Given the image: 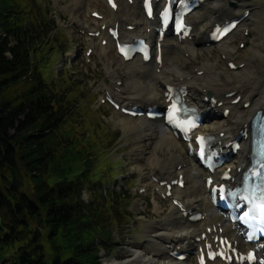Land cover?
Masks as SVG:
<instances>
[{"label": "bare ground", "instance_id": "1", "mask_svg": "<svg viewBox=\"0 0 264 264\" xmlns=\"http://www.w3.org/2000/svg\"><path fill=\"white\" fill-rule=\"evenodd\" d=\"M101 1L106 7L105 11L112 14L114 21H106L104 14L100 13L102 15L100 27L105 26L104 31L99 34L100 43L106 40V45L102 47L99 44L96 47L91 43V48H96L100 53H107L112 42L106 32L108 28L114 26L120 29L123 43L138 37L155 42L153 29L156 25L143 17L141 8L138 7L139 0H132L131 4L126 0H115V11L107 6L105 0ZM234 1L236 7L230 9L226 0H205L198 10L186 17L188 25L192 28L188 38L178 40L167 37L163 40L160 63L155 61V57L146 64L136 59L123 62L116 54L120 64H116L117 69L109 71V75L116 83H121L119 86L115 85L114 96L118 104L122 107L137 104L161 107L166 105L167 88L178 86L184 89L185 99L199 113H205L206 116L212 113V117L205 122L200 133L215 136L222 145H225L246 125L247 128L256 111L264 112V8L254 0L248 11L241 4L243 0ZM71 8L72 11H77V15L82 16V21H78L77 17V22L73 24L74 29L87 34L101 30L88 29L86 13L97 12L89 9L88 0H72ZM245 11L249 12V22L244 19L240 28L244 33L245 31L252 33L251 45L245 56L240 59L238 67L231 70L229 64L233 62L237 53L227 42L240 31L235 29L217 44L209 42V34L215 25L222 24L229 18H234L235 14H243ZM257 15L260 17V24L255 21ZM127 27L133 29L128 31ZM240 37L243 41V37ZM224 69L228 73H225ZM229 93H234V97H226ZM208 94L216 100L214 105L212 102H205ZM237 97L240 98L238 104L231 105ZM245 104L247 107H244ZM225 110L229 113L224 116ZM131 119L122 118L118 121L119 126L125 128L124 123ZM136 120L138 124L132 136L137 138L140 144L137 143L135 152H138L137 155L146 156L153 189L164 196L165 186L161 187L160 184L162 182L169 184L179 176L183 177L184 187L180 189L173 186L170 191L171 197L164 199L166 207L158 205L155 207L158 220L152 223L148 231L147 243L155 246L157 253L151 256L143 250L130 248L135 261L140 264H197L196 252L203 247V242L221 235L229 236L235 246L243 250L250 249L252 246L243 243L239 230L227 223L223 215L212 208L205 188L208 174L195 163L186 145L171 132L161 128L158 121L151 122L144 117ZM241 142V149L232 156L231 161L225 163L219 172L215 173L217 179L225 171L234 180L238 177L237 170L246 162L249 152L247 142L244 139ZM137 165L142 166L138 163ZM143 211L146 213L145 209ZM195 213L202 215L198 222L190 220L191 215ZM202 235L205 236L204 240ZM179 250L188 253L184 261H177L172 257V254ZM135 261L131 262L137 263ZM206 264L224 263L215 260Z\"/></svg>", "mask_w": 264, "mask_h": 264}, {"label": "trees", "instance_id": "2", "mask_svg": "<svg viewBox=\"0 0 264 264\" xmlns=\"http://www.w3.org/2000/svg\"><path fill=\"white\" fill-rule=\"evenodd\" d=\"M19 13L0 0V264H102L128 204L97 194L98 139L79 133L73 91L47 78L55 22L31 28Z\"/></svg>", "mask_w": 264, "mask_h": 264}, {"label": "rangeland", "instance_id": "3", "mask_svg": "<svg viewBox=\"0 0 264 264\" xmlns=\"http://www.w3.org/2000/svg\"><path fill=\"white\" fill-rule=\"evenodd\" d=\"M233 1L226 0L228 8L236 7V2ZM253 1L243 0L241 4L250 11ZM255 2L264 8V0ZM71 3L72 0H16L17 7L20 8L18 18L28 17L34 22V26L29 24L31 28L36 23L49 26L50 19L55 22L57 29L51 32L55 45L50 50L47 78L56 82V88L63 87L68 92L73 91L72 94L75 95L71 98L80 101L77 114V121L81 125L79 133L86 131L98 139L95 145L99 152L91 174V179L98 187L97 194L105 190L114 193L116 191L123 195L121 199H117V204L120 207L128 204L126 212H119V224L113 230L114 240L109 247L110 254H102V264H140L135 261L130 248L143 250L151 256L157 253V248L147 243L148 231L152 223L158 220L156 205L165 208L167 204L162 195L151 186V171L146 156L137 155L138 152H135L139 140L132 133L138 120L131 119L122 128L118 121L124 117L104 103L106 93L116 94L115 85L121 84L116 83L109 75V71L117 69L116 64H120L113 46L111 45L107 53L91 48V43L96 47L100 44L101 37H89L87 33L73 28L78 18V21H82V16L77 15L76 10L72 11ZM88 4L89 9L103 13L106 21H114L112 14L105 11L106 7L101 0H88ZM240 15L235 14L234 18ZM258 15L255 21L260 24ZM85 18L89 24L88 29L104 31V27L100 28L101 21L92 19L89 12ZM245 19L249 22L248 17ZM242 30L239 28L240 33L231 36L227 42L230 48L236 50L237 55L233 60L236 67L245 56L252 39L250 31L244 33ZM240 44L243 45L242 48ZM88 49H92L90 55L86 54ZM224 71L228 73L226 69ZM137 106L144 107L143 104ZM83 199L86 201L88 195L84 193Z\"/></svg>", "mask_w": 264, "mask_h": 264}, {"label": "water", "instance_id": "4", "mask_svg": "<svg viewBox=\"0 0 264 264\" xmlns=\"http://www.w3.org/2000/svg\"><path fill=\"white\" fill-rule=\"evenodd\" d=\"M10 174H11V186L18 188L19 187L18 180L16 178L15 172L12 169H10Z\"/></svg>", "mask_w": 264, "mask_h": 264}, {"label": "snow or ice", "instance_id": "5", "mask_svg": "<svg viewBox=\"0 0 264 264\" xmlns=\"http://www.w3.org/2000/svg\"><path fill=\"white\" fill-rule=\"evenodd\" d=\"M262 213H264V209H262Z\"/></svg>", "mask_w": 264, "mask_h": 264}]
</instances>
